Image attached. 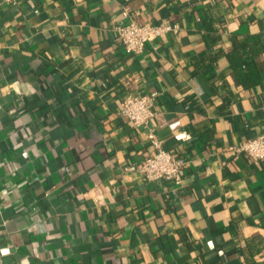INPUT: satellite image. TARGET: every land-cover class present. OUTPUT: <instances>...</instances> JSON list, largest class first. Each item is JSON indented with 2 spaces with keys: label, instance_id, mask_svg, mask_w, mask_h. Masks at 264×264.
I'll use <instances>...</instances> for the list:
<instances>
[{
  "label": "crops",
  "instance_id": "1",
  "mask_svg": "<svg viewBox=\"0 0 264 264\" xmlns=\"http://www.w3.org/2000/svg\"><path fill=\"white\" fill-rule=\"evenodd\" d=\"M124 8L174 29L127 52ZM127 94L156 98L180 183L125 169L152 151ZM263 129L264 0L0 2V264H264V159L230 150Z\"/></svg>",
  "mask_w": 264,
  "mask_h": 264
},
{
  "label": "built area",
  "instance_id": "2",
  "mask_svg": "<svg viewBox=\"0 0 264 264\" xmlns=\"http://www.w3.org/2000/svg\"><path fill=\"white\" fill-rule=\"evenodd\" d=\"M0 2L16 4L17 0H0ZM122 15L124 20L116 26L117 35L125 50L133 54L141 53L147 44L152 43L164 32L174 29V26L165 22L140 23L126 8L122 10ZM157 112L158 104L154 96L127 94L121 98L118 114L134 127L144 130V136L152 150L140 164H131L125 169L138 170L148 181L164 179L178 184L181 182V170L186 164V159L165 147L164 138L158 134L153 125V118ZM230 150L244 152L252 161L264 159V129Z\"/></svg>",
  "mask_w": 264,
  "mask_h": 264
},
{
  "label": "trees",
  "instance_id": "3",
  "mask_svg": "<svg viewBox=\"0 0 264 264\" xmlns=\"http://www.w3.org/2000/svg\"><path fill=\"white\" fill-rule=\"evenodd\" d=\"M252 50L246 48L244 44H239L226 53V57L233 69L235 81L246 87L259 81V77L254 74V67L251 63L252 58L250 52H252Z\"/></svg>",
  "mask_w": 264,
  "mask_h": 264
}]
</instances>
